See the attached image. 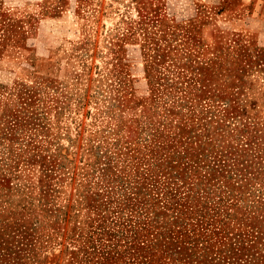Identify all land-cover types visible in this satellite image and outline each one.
I'll return each mask as SVG.
<instances>
[{"label":"rangeland","instance_id":"rangeland-1","mask_svg":"<svg viewBox=\"0 0 264 264\" xmlns=\"http://www.w3.org/2000/svg\"><path fill=\"white\" fill-rule=\"evenodd\" d=\"M240 1L0 0V264H264Z\"/></svg>","mask_w":264,"mask_h":264},{"label":"crops","instance_id":"crops-1","mask_svg":"<svg viewBox=\"0 0 264 264\" xmlns=\"http://www.w3.org/2000/svg\"><path fill=\"white\" fill-rule=\"evenodd\" d=\"M225 10L224 12H226ZM227 12L231 13H258L264 14V0L263 3H259V0H241L234 10L230 9Z\"/></svg>","mask_w":264,"mask_h":264}]
</instances>
